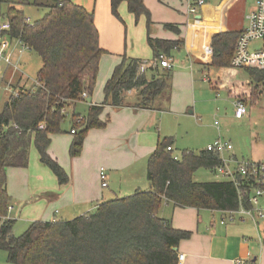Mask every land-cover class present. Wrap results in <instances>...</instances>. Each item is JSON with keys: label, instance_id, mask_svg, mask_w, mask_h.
Segmentation results:
<instances>
[{"label": "trees", "instance_id": "obj_1", "mask_svg": "<svg viewBox=\"0 0 264 264\" xmlns=\"http://www.w3.org/2000/svg\"><path fill=\"white\" fill-rule=\"evenodd\" d=\"M123 2L135 21L140 16L146 18V42L152 51L153 63L159 56L166 57L179 48L181 41L149 36L152 22L143 0H110L111 14L116 19L121 21L117 9ZM2 4L6 5L4 16L10 27L7 40L17 41L41 60L36 84L28 89L20 88L17 94L9 96L0 111V250L6 253L7 262L177 264L175 249L190 233L173 229L169 220L157 216L163 202L180 208L231 211L237 209L238 200L230 182L193 181L199 169L213 170L219 163L216 156L206 151L184 150L175 161L167 151L172 144L169 138L159 141L148 158L149 191H136L131 196L102 203L93 213L71 221L33 222L22 235H13L15 221L7 218L10 205L7 169L26 168L33 146L39 163L50 170L57 183L61 186L68 183L65 171L47 153L49 136L62 132L66 112L81 100V93L92 94L99 61L105 51L99 47L93 12L70 0H19L17 3L4 0ZM26 6L47 11L31 24L24 16ZM163 28L179 35L177 26L165 24ZM239 34L225 32L211 38L212 54L206 67L218 71L219 84L220 75L233 69L230 60ZM143 63L140 59L122 57L104 86V103L90 106L82 118L71 114L70 131H74L69 146L71 158L80 155L89 130L105 128L106 123L99 119L105 105L123 106L122 95L135 90L136 107L151 108L170 89L169 70L161 73L156 64L140 73ZM244 70L251 80L249 88L240 86L237 91L231 88L228 92L246 106H254L259 92L255 87L264 82V70ZM147 72L151 73L150 79L146 77Z\"/></svg>", "mask_w": 264, "mask_h": 264}, {"label": "crops", "instance_id": "obj_2", "mask_svg": "<svg viewBox=\"0 0 264 264\" xmlns=\"http://www.w3.org/2000/svg\"><path fill=\"white\" fill-rule=\"evenodd\" d=\"M70 1L78 5L76 0ZM193 1L143 0L152 22L149 36L154 39L182 42L179 48L173 49L166 56L171 59L173 68H176L175 72H172L173 68L169 70L172 72L169 80L170 89L151 108L136 107L137 93L135 90L122 95L123 106L105 105L99 116V119L106 123L105 128L89 130L83 141L82 151L75 158L69 156V146L73 139L70 129L65 132L61 128V133L50 135L47 153L67 174L68 183L65 185H59L50 170L39 163L37 152L31 147L26 168H8L6 171V191L10 198L8 207H12L10 212L7 209L8 219L15 221L23 217L29 225L37 221H71L93 213L102 203L125 198L128 197L126 195L132 193L131 196L136 191L150 190L151 185L146 179L147 161L156 149L157 143L164 139L155 135L152 129H154L157 116L171 113L174 105L173 87L176 77L186 75L188 71L190 89L193 88L194 70L205 76L203 81L210 82L208 76L214 74V69L210 71L206 66L212 54L211 38L219 33H239L245 25L243 21L239 24L236 17H233L232 21L226 20L227 13L236 6L239 0H206L205 6L201 7L202 9L200 8L197 13L202 14L203 19L198 20L197 23L193 22L194 16H189L187 13L188 5ZM252 3L250 10L254 6L253 0ZM84 9L89 10L86 5ZM92 12L94 25L99 35V47L105 51V54L99 61V71L92 94L77 102H83L87 109L90 106H100L104 103V86L112 76L114 68L120 64L122 57L140 59L146 64L153 65V59L148 60L146 56L149 53L152 55V51L146 42L147 30H143L141 16L136 26L137 22L128 13L126 4L123 2L117 9L121 21L116 19L111 14L110 0H95ZM125 13L128 17L127 24L123 21L124 17H121ZM5 20V16H0V23ZM165 24L177 26L179 35L166 31L163 28ZM112 26H115L116 30H109ZM130 29L132 33L129 32ZM142 30L144 37H142ZM136 32L141 41L136 40L134 36ZM259 42L262 44L258 47ZM262 46H264V41H258L254 42L250 48L257 50ZM205 47L211 50L209 57H206ZM173 51L182 52L185 61L179 63L175 60ZM7 54L12 65L6 66L12 67L13 72L18 73L20 80L23 78L24 81L23 74H19L20 64L15 62L8 51ZM206 59L209 61L203 62ZM158 70L161 73L166 71L160 67ZM146 77L150 79L151 73L147 72ZM20 88L24 87L20 86L16 90ZM263 88L264 82L258 92V101ZM9 91L13 89L9 87ZM76 104L67 110V118H70L72 113L76 114ZM189 113L192 114L191 111ZM247 114L248 111L245 115ZM77 115L80 118L83 117L80 114ZM243 117L236 119L233 116L237 121L242 120ZM218 126L219 123L215 125L217 130H219ZM218 138H221L220 135ZM169 147L172 159L176 156L179 160L181 153L180 155L174 153L173 140ZM232 154L239 160L264 163V160L255 161L239 156L233 151ZM100 168H104L107 173L106 188H102L99 182ZM209 172L215 175L212 170ZM216 181L229 182L221 177L220 180L212 182ZM139 182L145 183L141 186L144 190L139 189ZM261 204L264 207L263 201ZM157 216L160 219L169 220L173 229L190 233V237L187 240H181L176 249L178 255L184 256L182 264H237V260H242L244 264L264 263V227L260 226L264 219L258 221L257 227L242 217H236L233 222L221 225L219 211L180 208L170 202H163L158 209ZM260 240L262 247L259 245Z\"/></svg>", "mask_w": 264, "mask_h": 264}, {"label": "rangeland", "instance_id": "obj_3", "mask_svg": "<svg viewBox=\"0 0 264 264\" xmlns=\"http://www.w3.org/2000/svg\"><path fill=\"white\" fill-rule=\"evenodd\" d=\"M1 1L4 0H0V2ZM8 1L17 3L19 0ZM76 1L78 5L83 8H85L86 5V8L89 9L87 11H92L95 4V0ZM252 4V0H239L235 4L236 6L227 13L226 20L232 21L233 17H236L239 24L241 21L244 23L245 15L250 12L249 10ZM5 9L6 5L0 4V16H4ZM46 11L45 9L26 6L24 8V16L29 23L32 24L34 21L41 18ZM117 13L119 14V12ZM126 14L127 13L121 15V17H124L123 21L125 24L128 22ZM139 20L140 18L136 21V26L139 24ZM103 21L104 19L102 23ZM141 21L143 30L145 31V16H141ZM131 26L134 27L133 24H131ZM230 29H232V27H230ZM109 30L114 31L116 27L112 26ZM144 31L142 37H144ZM129 32L132 33V30L130 29ZM134 36L136 40L141 41L137 32ZM8 43V53L15 62L20 64L21 71L19 74H23L25 82L22 80L23 78L20 80L18 73L13 72L14 70L12 67H7L0 61V111L8 97L13 95L12 93H15L16 89L20 86L30 88V86L36 82V74L41 67V60L37 54L23 48L15 40H8ZM261 44L262 43L259 42L257 46L259 47ZM146 56L148 60L152 59L151 53ZM173 58L179 63L180 61H185L182 52L173 51ZM209 60L206 59L203 62L207 63ZM175 71L176 68H173L172 72ZM213 73V75L208 74L210 83L208 81H203L202 79L205 76L194 70V83L192 89L188 86V71L186 75L177 76L173 87L174 105L171 108V113H164L157 116L158 118L155 121L152 131L155 135H158L160 139H172L174 153L176 155H180L182 150L200 152L204 150L207 145L213 143L218 135H220L224 141L231 143L233 152L237 155L251 158L255 161L264 160V88L257 104L254 106L248 104V114L245 115L242 120L237 121L233 118V103L235 99L228 91L231 88L237 91L236 89L240 88V86L249 88V84L251 83L250 78L244 69H232L220 75L221 84H219V80L216 78L218 71L214 70ZM214 85H216L217 88L214 87ZM219 85H221L222 88H220ZM9 87L13 89V91H9ZM261 87L262 84H259L255 88L260 89ZM190 111L192 114L189 113ZM75 112L76 114H80V116H84L87 112L86 105L83 102L77 103ZM214 122L219 123V130L216 129ZM61 128L65 132L69 131V118L65 119ZM193 180L196 183H204L220 180V177H216L211 172L201 169L194 174ZM144 184V182H139L138 186L140 190H144L143 187H141ZM130 194L126 196H130ZM28 225L29 223L25 222L23 217L15 219L13 235L15 237L22 235ZM260 226L264 227V220L261 221ZM0 264H9L7 262L6 253L2 250H0ZM262 264L264 263L262 262Z\"/></svg>", "mask_w": 264, "mask_h": 264}, {"label": "built area", "instance_id": "obj_4", "mask_svg": "<svg viewBox=\"0 0 264 264\" xmlns=\"http://www.w3.org/2000/svg\"><path fill=\"white\" fill-rule=\"evenodd\" d=\"M254 6L249 13L245 15V25L241 30L234 48L230 66L233 69H256L264 70V46L260 49L252 50L250 47L254 42L264 41V0H253ZM206 0H194L188 5V15L195 16L199 9L205 4ZM197 23V21H196ZM10 29L7 20L0 23V61L5 65L11 66V60L7 54L9 43L7 40V31ZM211 50L205 47L206 57H209ZM158 65L162 69L171 70L173 68L170 58L159 56L152 66ZM151 64L143 63L139 71L142 73ZM15 68V66L13 65ZM36 82L34 83V85ZM16 90L13 95L17 94ZM87 94L81 93L80 99H86ZM234 117L242 118L247 113V106L240 100L233 103ZM79 122V121H78ZM217 126L218 123L215 122ZM71 134L74 131L71 130ZM171 148L167 147V151ZM205 151L217 156L219 164L213 168V173L217 177L229 181L236 190L239 200V207L234 211H219L220 224L224 225L236 217L246 218L257 227L258 221L264 219V163H254L247 160L236 159L233 154V146L230 142L218 138L213 143L206 146ZM173 160H178L173 156ZM99 182L102 188L107 187V173L104 168L99 169ZM12 207H8V212ZM261 246V240L259 241ZM183 255H178L177 264H182ZM237 264H244L242 260H237Z\"/></svg>", "mask_w": 264, "mask_h": 264}, {"label": "water", "instance_id": "obj_5", "mask_svg": "<svg viewBox=\"0 0 264 264\" xmlns=\"http://www.w3.org/2000/svg\"><path fill=\"white\" fill-rule=\"evenodd\" d=\"M205 4H206V2H205ZM205 4L202 6V8L205 6ZM201 8V9H202ZM203 19V16H202V14H196L195 16H194V20H193V22L194 21H200V20H202ZM176 250V249H175Z\"/></svg>", "mask_w": 264, "mask_h": 264}]
</instances>
